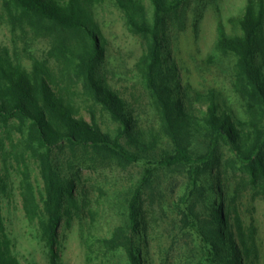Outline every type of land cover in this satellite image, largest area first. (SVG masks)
Here are the masks:
<instances>
[{"label":"rangeland","instance_id":"rangeland-1","mask_svg":"<svg viewBox=\"0 0 264 264\" xmlns=\"http://www.w3.org/2000/svg\"><path fill=\"white\" fill-rule=\"evenodd\" d=\"M137 1L140 14L144 12L152 23L153 0ZM251 5L264 8V0H184L164 14L160 32L164 66L172 67L168 79L187 112L201 120L215 97L252 143L256 125L264 117L237 89L236 55L219 45L221 28L231 36L243 35L240 21ZM93 8L106 51L99 75L126 101L130 134L80 87L73 88L70 98L82 117L96 119L138 160L122 161L96 147L63 144L55 150V167L76 185V200L64 212L56 264H133L125 245L115 241L121 230L132 236L143 264H208L203 242L188 225L186 213L196 206L202 217L211 219L212 208L219 204L233 214L228 219L245 264H264V180L252 183L239 169L230 145L220 140L214 165L203 178L204 195L189 200L187 169L165 164L166 152L174 153L175 146L163 131L156 97L146 83L142 59L149 39L129 27L126 11L117 1L101 0ZM257 44V64L264 73V20ZM47 48L45 35L26 21H13L0 0V55L30 69V51ZM26 134L27 128H21L16 119L0 121V213L20 264H55L38 220L28 218L24 210L28 184L38 200L44 195L39 163L27 150ZM206 141L203 135L193 139L195 155L208 153ZM137 194L141 212L135 229L130 201Z\"/></svg>","mask_w":264,"mask_h":264},{"label":"trees","instance_id":"trees-1","mask_svg":"<svg viewBox=\"0 0 264 264\" xmlns=\"http://www.w3.org/2000/svg\"><path fill=\"white\" fill-rule=\"evenodd\" d=\"M98 1L101 0H2L13 21H26L48 41L47 49L39 53L30 51V69L0 55V121L16 119L21 128H27L26 147L39 163L44 195L38 200L33 186L28 184L23 193L24 210L28 218L38 220L55 264L60 256L64 212L67 204L76 200L75 182L64 179L54 165L55 150L63 144L96 147L122 161L138 160L137 155L123 147L119 138L104 132L96 119L88 121L82 117L70 98L73 88L80 87L130 134L132 120L126 101L108 88L99 75L98 68L105 60L106 51L93 12ZM115 1L126 11L129 27L149 39L148 52L142 59L146 83L156 97L163 131L175 146L174 153L166 152L165 164L187 169L189 200L204 195L203 178L214 165L212 159L220 140L230 145L238 156L239 169L252 183L264 180V122L256 125V138L251 143L245 132L236 126L233 114L220 108L215 97L210 99L205 115L198 120L175 96L168 79L172 67L165 68L162 60L160 29L164 14L179 7L184 0H153L152 23L144 12L140 14L141 5L137 0ZM263 20L264 8L257 10L249 6L240 21L243 35L231 36L221 28L219 45L236 55L240 75L237 89L264 117V73L257 64V34ZM176 91H179L178 86ZM201 135L207 139L209 150L195 155L191 148L193 139ZM233 165L236 167L235 162ZM130 209L135 226L141 212L138 194L131 199ZM189 210L187 223L201 238L208 264H245L228 219V215L233 214L226 211L223 204L212 208L211 219L202 217L196 206ZM234 214L240 223L239 214ZM5 231L0 213V264H20ZM115 241L125 245L133 264H143L126 230L119 231Z\"/></svg>","mask_w":264,"mask_h":264}]
</instances>
